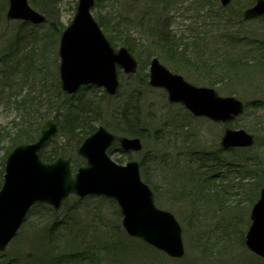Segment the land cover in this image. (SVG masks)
<instances>
[{
	"label": "rangeland",
	"instance_id": "374dc122",
	"mask_svg": "<svg viewBox=\"0 0 264 264\" xmlns=\"http://www.w3.org/2000/svg\"><path fill=\"white\" fill-rule=\"evenodd\" d=\"M254 2L232 0L220 10L219 0H99L101 7L95 6L92 10L96 19L99 14L112 17L115 13L123 20L124 27L130 32L129 40L135 39L131 51L139 62V69L133 74L120 71V87L115 96H109L98 85L82 86L70 102V105L79 106L69 112L71 115L79 113L81 100L91 102L96 114L94 126L103 124L117 128L125 108L127 115L139 109L142 125L147 128L143 150L126 153L115 145L110 154L120 163L133 159L141 164L142 160H147L148 175L143 179H148L145 181L152 189L154 185L159 190L157 204L171 211L180 222L184 257L170 258L130 237L123 229L122 213L115 200L90 196L79 202L78 197L72 195L60 209L50 206L53 210L48 213L47 208H39L29 217L7 249L0 252V264L7 261L24 264L28 254L40 255L38 246L42 243L40 238L35 243V237L45 221L48 225L58 222L57 234L62 236L54 243L58 245L59 242L61 245L58 246L71 253L95 243L98 248H106L120 237L125 243L119 250L124 255L126 253L127 260L135 257L137 264H264L263 258L241 242V236L245 237L251 223V207L259 193L253 203L251 198L255 189H261L263 185L264 170V64H261L264 58L260 57L264 49V16L243 19L244 11ZM57 5L58 21L63 29L75 14L77 0H60ZM149 26L168 29L176 36L177 47H160L156 40L152 42L150 31L144 30ZM17 28L16 21L6 23L0 20V55L14 38ZM108 30L105 33L110 38L113 34L111 29ZM60 35H52L53 44L41 55L52 65V71L57 67L58 77ZM191 49L193 54H189ZM196 50L203 51L204 55L199 51L194 53ZM153 57L193 84L213 87L223 96H236L246 105L244 113L235 121L223 124L195 117L181 105L170 104L163 89L148 85L149 64ZM258 57L261 63L256 65ZM240 59L248 65L242 66ZM57 83L51 87L52 100L57 96ZM3 87L0 83V89ZM4 95L5 92L0 91V131L11 127L14 119L19 120L16 111L4 105ZM257 101L263 105L251 104ZM59 117L66 126L64 113ZM226 128L248 130L255 135L256 145L250 149L220 152L219 142ZM9 144V139H0V146ZM4 151L2 149L0 154ZM203 152L217 154L208 158L210 155L206 157ZM240 169L244 171L243 176ZM211 175L213 179H210ZM172 179L184 185L177 187ZM195 184L211 190L210 196L216 195L209 202H203V198L194 200L191 189ZM186 192L190 196L186 198L188 194L184 199ZM105 248L99 250L104 252ZM131 249L135 252L127 255ZM109 250L107 247L105 253ZM119 250L111 251L121 253ZM131 255L134 257H128Z\"/></svg>",
	"mask_w": 264,
	"mask_h": 264
},
{
	"label": "water",
	"instance_id": "95a60500",
	"mask_svg": "<svg viewBox=\"0 0 264 264\" xmlns=\"http://www.w3.org/2000/svg\"><path fill=\"white\" fill-rule=\"evenodd\" d=\"M232 0H220L227 6ZM95 0H78L75 14L60 37L58 54L62 87L74 93L82 85H98L109 95L118 91L119 69L126 74L138 70V60L127 47L116 49L94 18ZM264 15V0L244 12L246 18ZM9 20L34 24L46 17L32 8L28 0H9ZM149 85L163 88L171 103H181L196 117L215 122H230L244 111V103L235 96H222L213 87L197 86L182 75L173 73L157 57L150 62ZM59 133V126L50 118L42 126L39 138L16 146L8 155L0 188V251L6 250L25 222L29 210L38 203L59 209L70 195H89L116 200L123 215L122 225L132 237L143 240L173 258L185 255L182 226L174 214L157 206L149 184L141 177L140 163L130 160L120 164L108 154L119 143L125 152H140V137L117 135L104 125L86 137L78 148L86 164L74 173L72 157H59L47 163L39 155L43 146ZM254 136L246 129L225 130L223 148L250 147ZM264 174V173H263ZM251 224L245 245L264 258V185L251 209Z\"/></svg>",
	"mask_w": 264,
	"mask_h": 264
},
{
	"label": "trees",
	"instance_id": "16d2710c",
	"mask_svg": "<svg viewBox=\"0 0 264 264\" xmlns=\"http://www.w3.org/2000/svg\"><path fill=\"white\" fill-rule=\"evenodd\" d=\"M30 3L37 8L41 9L46 17L47 22L45 24L34 25L29 22L16 21L18 24L17 31L14 38L11 39L10 43L5 49V52L0 55V83L3 88L0 91L5 92L6 100L3 101L6 107H11L15 110L18 119H14L11 127H6L3 131H0V139H9L10 144L5 146H0V151L5 149L3 154H0V187L2 185V178L4 173L5 161L7 155L10 151L18 144L27 143L34 141L40 135L41 127L46 122V120L55 114V120L60 126V133L57 138H54L46 143V145L41 149L40 156L45 162H52L58 157H69L72 156V168L74 171L78 169L81 165L85 164V160L79 156L78 148L81 142L90 134H92L96 127L94 122L96 120V114L92 109L91 102L84 100L80 101L81 111L77 114L71 115L69 111H73L74 108L79 105H70L71 99L73 97L67 96L61 89L60 79L55 72L57 67L51 70L52 65L49 64L41 55H43L47 49L53 44L54 39L52 35L61 34L63 29L59 20V8L58 5L60 0H29ZM6 6L7 0H0V20L9 23L10 21L6 19ZM101 7L99 0L96 3V7ZM220 10H223L221 8ZM3 11V13H2ZM250 18V17H249ZM261 18V17H260ZM247 19V18H246ZM253 19V18H251ZM97 20L103 27L104 31H109L113 34L110 37L112 44L116 45H125L130 50L133 51L134 41L129 40L130 33L127 27H124V22L122 19L114 13L112 17H108V14H99ZM146 31L153 36L157 44L161 47L175 48L177 47V38L175 35L170 34L168 29L159 26L144 28ZM47 36V37H46ZM58 37V36H57ZM57 39V38H56ZM194 47H196L194 45ZM193 49V48H192ZM189 51V54H193V50ZM199 51V52H198ZM202 53L203 51L196 50L194 51ZM188 52H184V55ZM260 57L264 58V49L261 50ZM188 57V56H187ZM186 57V59H187ZM242 62V66H247L248 62H243L239 60V63ZM259 65V57L256 60ZM262 65L264 63H261ZM58 82V83H57ZM57 85V96L52 100L50 96L51 87ZM16 86L18 87L16 89ZM12 89V91L10 90ZM16 90V91H14ZM14 91V92H13ZM65 97V100L62 98ZM51 98V99H50ZM252 105H263L261 102H252ZM67 105V106H66ZM130 109V108H129ZM78 112V111H77ZM133 112V114H131ZM129 115L127 108L120 114V122L117 128L106 125L107 128L113 130L115 133L120 135H129V136H139L143 140L146 139V127L142 125V118L140 116L139 109L133 110ZM64 113L65 120L67 125L65 126L59 117ZM98 121V120H97ZM220 152H224L221 147H219ZM111 153V150L109 151ZM213 153L216 152H203V154L213 156ZM217 154V153H216ZM147 160L141 161L142 176L145 178L148 167L146 166ZM120 162V161H119ZM148 165V164H147ZM240 175H244V171L240 169ZM214 176H210V179H213ZM148 181V179H145ZM174 185L178 187L182 186L179 181H175ZM261 185V183H259ZM203 186V185H202ZM202 186L195 184L191 189L193 198H203V202H209L213 199L216 194L210 196L209 193L211 190H204ZM258 186V185H257ZM204 187V186H203ZM182 189V188H181ZM179 189V194L180 190ZM153 190L156 193V201L159 202V197L157 196L159 190L153 185ZM184 191V190H183ZM259 189H255L251 198V203H253L258 196ZM177 194V195H179ZM186 192L184 199L188 198L190 194ZM188 195V196H187ZM187 196V197H186ZM186 197V198H185ZM79 202L82 199L77 198ZM255 199V200H254ZM254 200V201H253ZM39 208H47L48 213L53 209L46 204H37L32 207L30 212L27 215L28 220ZM47 216V213H45ZM47 218V217H46ZM46 223V221H45ZM44 224L41 228V232L38 236L35 237V243L39 240L42 243L38 250L40 255L33 256L28 254L25 256L24 264H137L135 261L134 255L128 257H134L133 260L126 259L125 255L119 250L121 246L124 245V239L122 240L119 237L116 242H112L107 247H110V250L103 252L102 248H98V244H93L89 247H81L77 249L76 252H66L59 242L56 245L54 242L61 240V234H57L58 222L54 221L48 224ZM38 238V239H37ZM241 242L244 243L243 235L241 236ZM112 249H118L119 252H113ZM60 251H64L61 254ZM111 251V252H110ZM135 249H131L127 252L128 254H133ZM1 254V253H0ZM6 264H15L13 261H7Z\"/></svg>",
	"mask_w": 264,
	"mask_h": 264
}]
</instances>
